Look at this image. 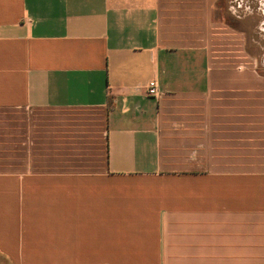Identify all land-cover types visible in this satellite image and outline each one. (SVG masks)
<instances>
[{
	"label": "crops",
	"instance_id": "crops-1",
	"mask_svg": "<svg viewBox=\"0 0 264 264\" xmlns=\"http://www.w3.org/2000/svg\"><path fill=\"white\" fill-rule=\"evenodd\" d=\"M243 23L228 0H0L3 260L264 264Z\"/></svg>",
	"mask_w": 264,
	"mask_h": 264
},
{
	"label": "rangeland",
	"instance_id": "rangeland-1",
	"mask_svg": "<svg viewBox=\"0 0 264 264\" xmlns=\"http://www.w3.org/2000/svg\"><path fill=\"white\" fill-rule=\"evenodd\" d=\"M228 6L229 15L237 22H244L248 49L245 64L251 65L255 60L258 72L264 76V0H228ZM0 264L10 262L0 256Z\"/></svg>",
	"mask_w": 264,
	"mask_h": 264
},
{
	"label": "built area",
	"instance_id": "built-area-1",
	"mask_svg": "<svg viewBox=\"0 0 264 264\" xmlns=\"http://www.w3.org/2000/svg\"><path fill=\"white\" fill-rule=\"evenodd\" d=\"M147 94L149 96H157L158 95V89L155 82H150L146 88Z\"/></svg>",
	"mask_w": 264,
	"mask_h": 264
}]
</instances>
